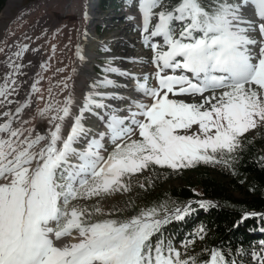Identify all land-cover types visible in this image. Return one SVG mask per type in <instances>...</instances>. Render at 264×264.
Segmentation results:
<instances>
[{
  "label": "snow or ice",
  "instance_id": "obj_1",
  "mask_svg": "<svg viewBox=\"0 0 264 264\" xmlns=\"http://www.w3.org/2000/svg\"><path fill=\"white\" fill-rule=\"evenodd\" d=\"M137 5L155 86L147 76L137 80L136 91L149 102L130 101L123 116L105 103L117 99L114 94L90 92L78 105L69 76L63 99L37 109L46 122L37 130L35 117L24 118L32 97L18 99L28 45L10 53L0 47L6 57L0 62V264H238L219 249L210 250L207 261L186 257L164 236V226L183 220L190 204L113 218L98 202L77 203L130 191L132 178L154 166L228 164L241 138L264 126V0ZM76 55L84 58L79 48ZM105 71L130 75L111 66ZM97 86L116 85L105 78ZM40 91L34 83L32 92ZM181 96L200 100L176 98ZM86 114L96 116L102 129L87 126ZM204 232L198 230L199 239ZM251 256L264 264V246Z\"/></svg>",
  "mask_w": 264,
  "mask_h": 264
},
{
  "label": "trees",
  "instance_id": "obj_2",
  "mask_svg": "<svg viewBox=\"0 0 264 264\" xmlns=\"http://www.w3.org/2000/svg\"><path fill=\"white\" fill-rule=\"evenodd\" d=\"M8 0H0V13ZM34 0H24L25 3ZM175 5L177 0H165ZM121 0H101V6L119 5ZM211 3L213 0H205ZM242 147L229 157L228 164H204L173 170L154 166L133 177L130 191L117 192L105 212L113 218L137 214L141 209L165 205L169 209L191 205L183 220H171L164 226V236L186 257L207 261L210 250L219 249L238 264H256L253 251L264 246V127L256 134L241 138ZM183 178L184 184L167 185ZM143 184L141 188L139 185ZM199 202L208 204L200 207ZM82 206L90 201L80 200ZM249 213L258 215L248 216ZM203 228L204 239L198 230ZM194 240L187 249L184 244Z\"/></svg>",
  "mask_w": 264,
  "mask_h": 264
},
{
  "label": "bare ground",
  "instance_id": "obj_3",
  "mask_svg": "<svg viewBox=\"0 0 264 264\" xmlns=\"http://www.w3.org/2000/svg\"><path fill=\"white\" fill-rule=\"evenodd\" d=\"M21 1L8 0L0 13V47H4L6 53H10L23 45H28L29 50L24 54L22 60L25 65L23 69L25 75L20 78L21 87L18 99L32 97V107L25 111L24 118L31 119L35 117L33 126L40 130L46 122L37 115V109L44 107L49 101L54 102L57 99H63L66 91H61L62 82L66 80L65 75L67 73L71 76V80L68 81L70 91L74 88L72 95H74L78 105L83 103L84 98L90 92H96L92 85L87 83L90 73L85 71L88 70L90 56L94 55L95 47L98 46L97 40L93 38L92 34V22L95 21V17L88 10L89 7H93L90 0L89 2L88 0H38L28 8H21L18 13L14 14V8ZM111 10L115 14L120 12L123 19L118 17L116 21V17H112L113 21L121 22V25L117 26L114 23L112 26L107 25L111 30L107 32V36L111 35L112 38L105 35L101 38L107 41L105 56L109 59L113 57V61L109 65H115L117 61L119 62L117 57L126 59L130 51L132 52V49L129 48L131 44H137L135 45V51L141 53L139 56L142 58L144 53L140 43L141 35L133 32V24L136 23V20L133 17L129 19L131 13L135 11V0H126L121 7H111L106 13ZM125 29H129V31L124 32ZM156 39L154 38L153 41L155 42ZM78 48L84 57L83 59L76 55ZM112 54L113 56H111ZM70 56H72L71 64L69 63ZM5 58V55L0 53V62ZM84 60H87L85 70H83L84 67L81 69ZM150 60L151 56L147 55V65L144 63L145 59H143L140 64H145L144 68L142 70L137 69L135 73H129L130 75H126L127 78L132 79V76L151 77L154 75V67L148 68V65L151 64ZM60 69H63V71H60ZM0 71H3L2 66H0ZM79 75H82V81L73 85L74 78ZM120 77L121 75L116 73V77L114 76L110 80L115 81V85H124L125 78L123 77L122 81L118 79ZM34 83L41 90L39 94L32 92ZM50 88L52 89L51 96L48 92ZM81 90L85 91L84 94ZM41 95L44 97L43 100L39 98ZM145 99V97H139L142 102ZM85 123L93 131L102 129V122L94 115L86 114Z\"/></svg>",
  "mask_w": 264,
  "mask_h": 264
},
{
  "label": "rangeland",
  "instance_id": "obj_4",
  "mask_svg": "<svg viewBox=\"0 0 264 264\" xmlns=\"http://www.w3.org/2000/svg\"><path fill=\"white\" fill-rule=\"evenodd\" d=\"M36 1H38V0H35V1H33V2H30V3H25L24 2V0H22L20 3H18V5H17V7H15L14 8V14H16V13H18L19 12V10L21 9V8H28L30 5H32L33 3H35ZM88 2H89V0H88ZM88 10H90L89 12H91L92 13V11L91 10H93V7H89L88 8ZM161 10V9H160ZM91 13H89L90 15H91ZM105 15V13H103L102 15H101V17H103ZM106 16H107V18H108V22L109 23H107V25H109V26H112L113 25V23H114V25H117V26H120L121 25V22H116L117 21V18L119 17V19L120 18H122L123 19V17H122V14H120V12H117L116 14H115V12L113 11V10H111V11H109V12H107L106 13ZM116 17V21H113L112 20V17ZM111 28V27H110ZM180 29H181V26L179 25V24H177L176 25V33H177V35L179 34V31H180ZM111 30L110 29H107V32H110ZM125 31H129V29H125L124 30V32ZM108 35V33L106 34L105 33V36H107ZM132 36V35H131ZM107 37H110V38H112V36L111 35H109V36H107ZM162 43H163V41H161ZM130 53H131V51H130ZM70 61H69V63L71 64V62H72V56H70ZM68 74V75H67ZM65 76H66V78L67 77H69L70 75H69V73H67ZM81 76L82 75H79V76H76L77 77V81H76V83L75 84H79L80 83V81H82V79H81ZM71 77V76H70ZM154 76L152 75L151 76V78H150V83L152 84V85H155V80H154V78H153ZM74 81V80H73ZM68 82V81H67ZM74 89V88H73ZM73 89H72V91H73ZM71 91V92H72ZM83 92H85V91H82V93ZM73 93V92H72ZM84 94V93H83ZM73 97H74V95H73ZM177 99H181V100H184V101H186V102H191V103H198L199 102V100H200V97L199 96H197V97H195V98H193V97H187V96H181V97H176ZM34 122H36V121H34ZM264 126H260V127H257L256 129H254V130H250L248 133H246L244 136H248V135H254V134H256L261 128H263ZM193 131H195V126H194V128H193ZM162 168H164V167H162ZM146 171V170H145ZM137 175L138 174H136L134 177L135 178H137ZM185 183V180L183 179V178H178V179H176V180H170V181H168V183H167V185H180V184H184ZM114 195L115 194H112V195H109V196H105V197H103V198H96V197H94L92 200H88V201H90L91 202V204H95V203H99V206L100 207H102V209L103 210H106L107 208L106 207H108V205L112 202V200H113V198H114Z\"/></svg>",
  "mask_w": 264,
  "mask_h": 264
}]
</instances>
